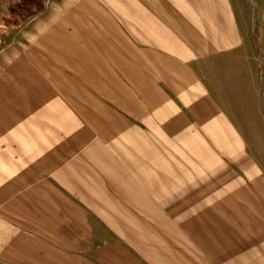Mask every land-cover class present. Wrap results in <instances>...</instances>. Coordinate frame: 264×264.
Returning a JSON list of instances; mask_svg holds the SVG:
<instances>
[{
	"label": "crops",
	"instance_id": "crops-1",
	"mask_svg": "<svg viewBox=\"0 0 264 264\" xmlns=\"http://www.w3.org/2000/svg\"><path fill=\"white\" fill-rule=\"evenodd\" d=\"M120 1H139L133 5L140 8L136 13L150 20L180 17L178 3L192 0ZM156 2H165L169 10L151 5ZM127 12L125 17L134 11ZM150 28L158 34L164 29L159 23L142 24L141 31L147 33ZM177 53L171 54L177 59L167 56L163 65L158 61L153 72L166 70L155 82L149 79L155 83L149 86L154 88L155 104L165 108L143 103L127 108L133 119L125 117L124 142L111 134L100 138L94 133L86 142L62 139L57 146L63 150L39 155L35 140L23 144L13 140L0 148V264H264L257 215L264 210V198L254 196L250 204L236 202L235 190L221 186L222 181L197 186L198 180L214 177L218 171L214 169L228 163L207 152L199 158L193 155L196 147L213 143L203 136L165 144L164 125L149 123L143 128L135 122H149V115L163 116L161 110L174 106L183 107L179 114L212 113L214 118L205 124L180 122L167 128L200 127L203 133L210 132V138L217 129L220 139L214 142L224 158L229 152L243 151L236 130H230L224 114L209 99L196 71V51ZM180 100L185 101L180 105ZM164 145L189 147L190 153L180 155L176 149L165 155L160 148ZM260 188L254 187L252 195H261ZM229 207L248 212V217L230 219ZM245 226L250 227L247 233Z\"/></svg>",
	"mask_w": 264,
	"mask_h": 264
},
{
	"label": "rangeland",
	"instance_id": "rangeland-1",
	"mask_svg": "<svg viewBox=\"0 0 264 264\" xmlns=\"http://www.w3.org/2000/svg\"><path fill=\"white\" fill-rule=\"evenodd\" d=\"M139 4L120 0H0L4 11V20H0L4 34L0 33V148L13 140L17 144L35 140L39 155L63 150L57 146L62 139L86 142L94 133L100 138L111 134L124 142L125 117L132 118L127 108L142 103L165 108L155 104L154 88L149 87L166 70L160 67L158 74L153 72L158 61L163 65V59L173 57L171 54L196 51V71L209 99L224 114L230 130H236L243 151L229 152L225 159L214 142L220 139L219 131H212L211 138L210 132L200 131L198 126L214 118L212 113L179 114L183 107L174 106L161 110L165 120L149 115V122H135L143 128L149 123L164 125L165 144L177 138L204 136L212 146H198L193 155L199 158L207 152L228 163L220 168L215 165L218 171L214 177L198 180L197 186H206L204 181L216 186L222 181L221 186L235 190L236 202L250 204L254 196L263 200L264 0H192L178 3L180 17L150 20L136 13L140 8L133 5ZM151 5L169 10L165 2ZM128 10L134 12L125 17ZM186 10L189 12L184 13ZM157 23L164 28L161 33L153 28L141 31L142 24L152 27ZM170 83L177 89L175 82ZM184 101L180 100V105ZM180 122L186 126L197 123L198 130L195 126V130H168V124ZM133 132L136 135L139 131ZM160 148L165 155L176 149L180 155L190 153L184 146ZM223 172L224 177L216 180ZM260 186L262 194L252 195L254 187ZM243 214L248 217V212L229 210L230 219L237 220ZM257 215L264 252V210ZM245 228L247 233L250 227Z\"/></svg>",
	"mask_w": 264,
	"mask_h": 264
}]
</instances>
